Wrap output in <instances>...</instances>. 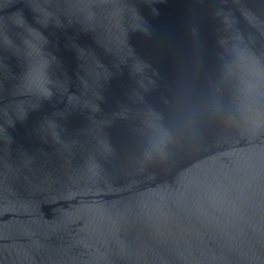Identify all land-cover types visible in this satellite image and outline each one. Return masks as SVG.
Here are the masks:
<instances>
[{"label":"water","instance_id":"obj_1","mask_svg":"<svg viewBox=\"0 0 264 264\" xmlns=\"http://www.w3.org/2000/svg\"><path fill=\"white\" fill-rule=\"evenodd\" d=\"M0 264H264V0H0Z\"/></svg>","mask_w":264,"mask_h":264}]
</instances>
